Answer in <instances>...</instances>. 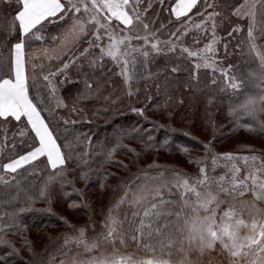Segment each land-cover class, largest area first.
<instances>
[{
	"label": "snow or ice",
	"instance_id": "1",
	"mask_svg": "<svg viewBox=\"0 0 264 264\" xmlns=\"http://www.w3.org/2000/svg\"><path fill=\"white\" fill-rule=\"evenodd\" d=\"M156 5H159L158 9ZM218 7L228 9L230 16L241 21L231 24L223 42L222 55L218 48L217 18L224 17V13L216 11ZM164 12H167V23L160 21L156 27ZM192 30L197 33L192 37L194 45L211 33L203 47H197L195 51L185 46V39ZM165 34L167 39L162 40L160 37ZM228 38L237 41L235 50L244 58L247 71L237 72V65L225 63L234 54L228 51ZM37 45L40 47L36 48ZM165 50H178L181 57L186 54L191 59L186 69L189 86L206 81L205 89H214L222 82L225 89L239 97V102L229 105L233 123H239L243 115L251 120L243 127L264 133V120H258V114L264 113V0H226L222 6L217 0H168L167 4L166 0H0V159L6 161L0 163V183H13L20 188V177L30 172L34 182L27 181L24 202L43 199L51 204L60 189L73 183L66 178L65 171L69 163L75 162V149L69 140V136L75 133L69 128L77 122L61 116L60 110L70 109L75 113L78 103L99 91L101 82L95 78V72L99 70L104 74L108 71L106 60L118 68L114 75L121 78L123 95L131 99L138 92L133 87L134 82L151 78L148 65L155 55ZM36 52L41 53L39 62ZM65 54L68 58L62 59ZM81 60L86 64L79 65ZM71 66L81 69L77 76L83 90L72 97L69 105L57 92L61 82L57 78L62 77L66 82ZM85 66L92 71L84 72ZM170 71L178 74L181 68L174 65ZM209 71L210 76L207 75ZM217 73L219 79L216 78ZM250 83L258 85V94L253 95L248 89ZM120 99L117 97L113 103ZM129 110L146 118L145 107H130ZM124 131L128 134L127 129ZM146 131L139 121L131 126L133 136ZM87 139L90 144L91 138ZM77 140L83 143L78 137ZM145 142L151 143V138ZM203 147L208 155L192 161L199 165L195 177L174 173L175 179L158 184L151 190L133 182L123 186L124 195L116 201L115 208L127 201L139 209L132 213L129 221L132 241L146 252L153 245L145 241H160L162 247L172 248L173 237L189 223L185 209H203L207 215L191 218V231L200 238L201 255L204 249L213 250L219 243L222 253L227 256V264H264V210L258 207L264 202V158L255 154L216 153L208 145ZM182 151L190 155L186 147ZM111 155V151L106 152V157ZM209 159L212 171L219 166V161L224 160L230 176L210 175ZM237 160H243L246 165L251 161L254 171L250 170L240 178L241 168L237 166ZM257 161L258 167L255 166ZM173 187L177 189L175 200L166 199L172 194ZM73 191L78 190L73 187ZM246 193L252 196V200L241 203H247L249 208L255 209L254 212L245 216L243 209L228 204L218 216L221 194L243 197ZM63 194L71 199L67 192ZM69 206L76 207L74 203ZM115 208H109L103 222L104 230L92 240L86 236L88 225L76 228L65 217H58L60 223L75 233L63 234L64 247L77 243L88 252L99 249L101 244H124V234L120 230L122 221L114 215ZM29 210L21 207L11 213H3L0 233L25 227L15 221ZM43 211L52 210L49 207ZM9 218L13 223L6 222ZM91 227L95 229L94 221ZM242 230L246 231L242 234ZM24 244L30 246L27 238ZM0 245L9 249L0 258L9 260L11 264V256L18 255L20 249L5 238H0ZM63 252L64 249H60V253ZM49 264H55L52 257H49ZM61 264L169 262L154 255L134 259L113 250L111 254L92 256L87 260L73 258L68 262L61 261Z\"/></svg>",
	"mask_w": 264,
	"mask_h": 264
},
{
	"label": "trees",
	"instance_id": "2",
	"mask_svg": "<svg viewBox=\"0 0 264 264\" xmlns=\"http://www.w3.org/2000/svg\"><path fill=\"white\" fill-rule=\"evenodd\" d=\"M171 2H174V0H171ZM225 2L226 0H217V3L221 6ZM228 2H230V0H228ZM167 3L168 0H166V4ZM155 7L158 9L159 5ZM216 11H223L224 13V17L217 18V36L220 38L218 41V48L222 55L224 52L223 42L226 38V33L230 30L231 24L241 21L237 20L234 16H230L228 9L218 7ZM149 15H152V13L150 12ZM166 17L167 12L162 13L160 20L156 22V27H159L160 21L167 23ZM196 34V30L190 32L185 39V46L194 45L192 37ZM210 34L209 32L207 38L199 39L198 43L207 42V39L211 37ZM236 35L238 36L239 33ZM160 38H167V35H161ZM228 39L230 41L228 51L234 54L230 55L225 63L237 65V72L247 71L248 69L244 58L239 55L238 50H235L237 41L232 38ZM38 46L39 45L35 47ZM4 54L7 55V52L5 51ZM67 58V54L62 57V59ZM190 63L191 59L188 58L186 54L184 57H181L178 50L176 52L165 50L163 53L155 55L148 65L152 73L151 78H141L138 82H134L133 87L138 89V92L129 99L127 96L123 95L121 78L114 75V73L118 72V68H116L110 60H106V69H108V71H105L104 74L99 70L95 72V78L101 82L99 91L94 92L87 100L78 103L76 105L78 111L75 113L71 112L70 109L60 110L61 116H65L77 122L74 126H70L69 128V131L75 133L74 136H69V140L75 149V162L69 163L65 171L66 178L73 183L60 189L57 195L53 197V202L51 204L43 199H36L27 203L24 202V188L28 186L27 181H33V176L30 172L20 177L22 182L20 188H17L13 183L7 185L0 183V222H4L3 213H11L14 209L18 210L21 207L31 209L20 214L15 221V223L25 227H21L19 231L13 229L12 231L0 233V238L10 240L17 249H20L18 255L11 256V264H23L24 259L26 261L30 260L27 257L28 254H33L34 239L29 230L42 236L44 235V228L53 229L56 227H68L60 223L58 217H65L70 224H76L70 215L85 216L87 218L88 227H91V219H93L92 216L95 211L92 212L90 206L91 204H96V202L99 203L100 199L102 200L100 197L107 191L106 187L110 184L109 181L119 176L121 172L127 170L131 165H142L141 160H144L143 158L151 153V155L155 154V158L153 156L152 160L144 165L149 166L145 169L141 168L137 170L120 185L115 199L108 205L104 217L99 220L100 226H103L109 208H115L116 201L124 195L123 186L128 185L129 182H133L134 185L139 183L141 185H146L147 183H153V181L159 182L160 179L166 178L167 175H173L174 173H180L181 175L187 173L192 177L197 176L196 171L199 165L192 161L194 158H203L208 155L203 145H208L213 152L219 153L222 150L213 148V144L223 142L230 137L245 135L259 142L239 140L234 147L240 145L238 147L239 150L246 152L256 151L260 157H264V133L259 129L249 131L247 128L243 127L242 125L244 123H251V120L243 115L240 117L239 123H233L234 117L229 111V105L239 102V97L232 93L230 89H225L222 82L214 89H205L206 81H202L198 85L194 83L189 86L186 69ZM78 64L85 65L86 62L81 60ZM174 65L180 66V73H171L170 68ZM80 70L78 66H71L66 82L63 81L62 77L57 78L61 81L58 84L57 92L64 99L66 104L70 105L72 103V97H74L78 91L83 90V84L80 83L77 76ZM83 71L91 72L92 69L85 66ZM203 74L204 70H202V75ZM207 75L210 76L211 72H207ZM216 78L219 79L218 73ZM105 81L107 82L105 83ZM113 85H117V87H113ZM248 89L253 95L258 94L260 91L258 85L255 83H250ZM149 96L152 97L151 100L147 99ZM117 97H121V99L113 103V101L117 100ZM170 105L172 106V110L176 113L182 112L189 105L187 117L192 127L203 125L202 128L198 130L197 133L172 131L169 126L162 123H155V119L145 114L144 117L146 118H141L129 110L130 107H145L147 109L150 106L165 110V108H168ZM80 109H82V111H79ZM219 114H224L222 120H218ZM98 119L101 121L97 122ZM258 120H264V113L258 114ZM137 121H139V125L147 131L141 132L139 136H133L131 134V126L136 124ZM205 123L212 127V133L209 137L201 136L205 128ZM252 126L256 128L255 124ZM125 129L128 130V134H125ZM77 137L79 141H83L82 144L78 142ZM89 137L91 138L90 144L87 139ZM141 137H143V139ZM149 137L151 138V143H146L145 141H147ZM137 146H141L142 150H139ZM185 147L190 155H186L182 151V148ZM108 151L112 152L111 157H106V152ZM160 153L174 157V159L161 160L156 158ZM81 156H83L82 159H80ZM3 162L6 161L0 159V163ZM208 165L210 170L209 173H215L214 176L219 174V171L216 169L212 171L210 159L208 160ZM219 165H221L220 162ZM161 173H164V175L161 176ZM0 174H2V170H0ZM85 176L87 178H85ZM142 177L143 179H141ZM73 187L78 191L74 192ZM92 190H97L100 195L98 200H92V203H90L88 194ZM165 191H167V189H165ZM176 191L177 189L173 187L172 194L166 196V199L175 200ZM64 192H67L71 196L70 200L68 196L63 194ZM72 203L76 205L75 208L69 206ZM60 204L65 206V212H58L55 210L56 206ZM125 204H127V201L122 203L118 208H115L114 215H116L118 219L119 211ZM49 207L52 210L51 212L43 211V209ZM132 213L133 212L129 210L125 214L128 223L132 220ZM6 222L13 223L10 218ZM121 228L123 229L124 237H129V240L134 245L135 251H140L143 254L154 252L160 256H170L179 252L186 234L185 225H183L178 235L173 237L174 247L172 248L162 247L160 241H145L144 243H151L153 245V248L146 252L142 247H139L136 242L132 241L131 236L133 233L129 231L130 223L127 228H124L123 225ZM25 238L30 242V246H25ZM16 241L20 242L21 246H17ZM73 244L74 243H70L69 246L65 248L63 240V242L59 243L58 247L51 251H49V249L47 251L44 250L38 257L32 255L33 259L29 262L30 264H49V257H52L55 260V264H57L59 260L69 254ZM118 245L122 244H116V246ZM62 248L64 249L63 254L60 253V249ZM183 248L184 246L181 248V252H185V248ZM8 251L9 249L6 246L0 245V255ZM22 253L25 257L21 256ZM179 254L181 253L179 252ZM0 264H10V262L9 260L0 258Z\"/></svg>",
	"mask_w": 264,
	"mask_h": 264
},
{
	"label": "rangeland",
	"instance_id": "3",
	"mask_svg": "<svg viewBox=\"0 0 264 264\" xmlns=\"http://www.w3.org/2000/svg\"><path fill=\"white\" fill-rule=\"evenodd\" d=\"M211 35V34H210ZM211 38V37H210ZM208 38V39H210ZM163 39H167V38H163ZM162 39V40H163ZM204 43H198L196 45H190V46H186L191 48L193 51L197 50V47H203ZM40 46L36 47L39 48ZM29 51H34V49H31ZM37 55V61H39V56L41 55L40 52H36ZM46 62V61H45ZM189 110V105L186 109H184L182 112H174L172 110V106L170 105L168 108H165V110H162L161 108L158 107H148L145 111V115H147L148 117H151L154 120L155 123H162L166 126H169L172 131H177V132H181V133H197L198 130H200L202 128L203 125H198L196 127H192V124L190 122V120L187 117V112ZM224 114L222 115H218V120H222L223 119ZM101 121L100 119L97 120V122ZM205 128L203 129V133L201 134L202 137H209L210 134L212 133V127L208 126L207 123L204 124ZM194 128V129H193ZM239 140H246V141H255V142H259L256 141L255 139H251L248 136L245 135H241L238 137H230L227 138L226 140H224L223 142H220L218 144H213V148H218L219 150H222L221 152H234V153H239L241 156L243 155H257L259 156L256 151H252V152H246V151H242L239 150V146L240 145H236L234 147V145L239 142ZM137 148L139 150H142L141 146H137ZM138 150V151H139ZM236 150V151H235ZM137 151V152H138ZM152 154V153H151ZM149 154L148 156H145V158H143L144 160H141L142 165H131L127 170L121 172V174L119 176L114 177L112 180L109 181V185L106 187L107 191L105 193H103V195L100 197L102 198V200L100 199L99 203L96 202V204H91L90 206V210L93 213V219L92 222L94 221L96 226L95 229L93 230L92 227H88L86 230V236L89 240L95 239L96 237L99 236V234L104 230L103 226L99 225V220L102 219L106 213V209L108 207V205L115 199L117 193H118V189L120 187V185L129 178V176L131 174H133L134 172H136L139 169H145L148 166H144L145 164L149 163L153 156L155 158V154L151 155ZM164 153H160L158 156H156V158H159L161 160H173L174 157H170L169 155H166ZM139 155V154H136ZM264 158V157H262ZM221 165H219L216 170L219 171V174H217L216 176L219 175H226V176H230V173L228 171V168L224 167L225 165V161L221 160L219 161ZM237 166L241 168V172L238 173V175L240 176V178H243V176L245 174H247L250 170L254 171V167L252 162L250 161L247 165L245 164V162L243 160H237L236 161ZM256 167L259 166V161L256 162L255 164ZM197 175H198V169H197ZM210 175H214L215 173L211 172L209 173ZM173 179H175V176L173 175H167L166 178H162L159 180V182H154L153 183H147L146 185H144L148 190H151L154 186L158 185V184H162L165 182H170ZM150 182V181H149ZM141 184H137L136 186H140ZM225 186L227 187L228 185L225 184ZM135 189V188H134ZM88 198H90L89 202L92 203L91 201H96L99 198L100 193L97 192V190H92L89 194H88ZM219 199L221 201L220 207L217 209L218 212V216L220 214L223 213V211L227 208L228 204H233L235 205L237 208H241L244 210V215L247 216L249 214V212H254L255 209H251L248 207L247 203H241V201H250L252 200V196L250 194H245L243 197L239 196V195H227V194H221L219 196ZM258 207L261 210H264V202H261L258 204ZM56 211L58 212H65V206H63V204H60L58 206H56ZM129 210H131L132 212L139 210L137 206L131 205L129 203L125 204V206L123 205L119 211V219L122 221V225L124 228H127L129 223H128V219L125 216L126 212H128ZM208 213L203 210H194L193 208L189 207L186 208V217L189 218V223L185 225V229H186V234L185 237L183 238V242L179 249V252L181 254H179V252H176L175 254H172L170 256H160L154 252L148 253V254H143L140 251H135L134 249V245L131 243V241L129 240V237H124L125 242L122 245H118L116 246V244L111 245H105V244H101V247L99 249L96 250H90L88 252H85L84 248L82 245H79L77 243H74L71 247V251L69 252V254L62 258L61 260H59V262H57V264H61V261H65L68 262L70 260H72L73 258L79 259V260H87L89 258H91L92 256H99L102 254H111V252L113 250H116L124 255H129L132 256L134 259L137 258H147L148 256L154 255L157 257H161L165 260H167L169 262V264H227V256L226 254L222 253L221 251V247L219 245V243H217L215 245V248L213 250H208V249H204L203 250V254L201 255V248H200V238L198 234H195L194 232L191 231V226L193 223V220L191 218L195 217V216H204L207 215ZM70 217L74 220V222H76V224H74L76 226V228H80L82 226H85L88 224L87 222V218L85 216H75V215H70ZM246 230H242V234L245 232ZM29 232L31 233L32 238L34 239V250H33V254H28V259H30L29 261H31V259H33V256L38 257V255L42 254L45 251H47L49 249V251L53 250L54 248L58 247L60 242H63L64 240V233H69L70 235H75V233H71L70 229L68 227H56L53 229H49V228H44L43 232L44 235L39 236L37 235L35 232H32L31 230H29ZM121 232L123 233V229L121 228ZM185 243V244H184ZM16 245L17 246H21L20 242L16 241ZM184 246L185 248V252H181V248ZM183 248V249H184ZM30 255V256H29ZM33 255V256H32ZM22 257H25V255H23V253L21 254ZM23 264H30L29 261H26L25 259L23 260ZM26 261V262H25ZM243 264V262H242Z\"/></svg>",
	"mask_w": 264,
	"mask_h": 264
}]
</instances>
